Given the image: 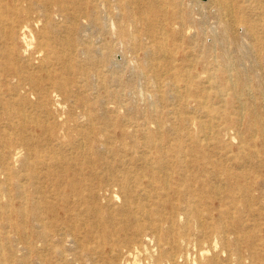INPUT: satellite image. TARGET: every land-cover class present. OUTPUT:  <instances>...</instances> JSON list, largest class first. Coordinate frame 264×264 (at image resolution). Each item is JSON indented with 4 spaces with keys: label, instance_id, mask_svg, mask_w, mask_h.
<instances>
[{
    "label": "bare ground",
    "instance_id": "6f19581e",
    "mask_svg": "<svg viewBox=\"0 0 264 264\" xmlns=\"http://www.w3.org/2000/svg\"><path fill=\"white\" fill-rule=\"evenodd\" d=\"M108 1L0 0V229H9L0 263L23 264L34 256L42 264H110L146 230L156 233L158 242L179 246L190 232V220L202 239L233 232L235 242L261 262L264 109L258 111L262 102L242 95L254 85L264 96V0H241L237 6L216 0L227 16L221 22L224 35L241 25L253 41L238 59L229 43L219 55L210 48L188 54L181 45L169 44L190 23L180 1ZM102 13L129 55L121 62L114 60V41L93 47L82 40L85 28L105 29ZM179 51L185 52L180 60L174 56ZM251 58L254 67L244 66ZM201 59L207 62L203 75L184 64ZM140 80L154 88L166 86L163 94L178 99L183 110L166 116L188 112L184 109L193 104L206 119L197 120L194 133L185 127L178 134L173 127L165 146L157 131H149L147 121H133L130 111L109 117L102 104H119ZM218 85L225 88L212 96L205 91ZM228 94L238 104L233 115L215 106L229 104ZM66 105L67 115L59 121ZM168 118L181 125L191 122L187 116ZM241 121L250 139L259 135L263 141L253 149L240 145L233 158L246 168L224 167L215 157L228 146L222 136ZM153 122L157 128L167 123L158 117ZM171 196L180 198L179 204ZM167 205L172 212L165 220ZM174 210L185 216L183 224L175 221ZM242 213L252 223L245 224Z\"/></svg>",
    "mask_w": 264,
    "mask_h": 264
},
{
    "label": "rangeland",
    "instance_id": "374dc122",
    "mask_svg": "<svg viewBox=\"0 0 264 264\" xmlns=\"http://www.w3.org/2000/svg\"><path fill=\"white\" fill-rule=\"evenodd\" d=\"M176 1L178 2L180 1L179 3L181 9L187 12V15L189 16L190 19L189 20L190 23L186 24V26L184 27L185 31L181 33L182 34L181 36L178 35L174 38L173 37L170 38L169 44L177 43L181 45L182 48L185 49L187 51L186 53L188 54L200 53L201 50L210 48V53L212 51L214 52L213 55H219L220 52L222 51V47L226 46V44L229 43L228 49L229 52L231 51L230 54L234 55L232 56L234 59H238V57H241L240 54L243 53V51H248L252 47L253 41L251 38H249L246 35L241 25H239L240 27L231 26L230 32H228L227 35H224L223 32L225 26L222 25L221 22L225 23L227 21V16L225 11H223V8L221 9L220 5L216 4L219 3L216 0H175V2ZM226 1H228V4H232L234 6L240 5L241 3V0H226ZM113 2L116 1L115 0L108 1L109 4H112ZM204 14L205 16L203 17ZM102 16L106 20H108L106 21L107 25L105 24V29L101 30L97 27H92V26H90L89 29L85 28V31L82 33V40L85 41L87 44H89V46H93V47L100 45L104 41H111V42L114 41L115 46H114L113 57L115 61L121 62V60L127 59L129 55L126 56L123 53L124 51L123 43L118 42V38L114 34L115 28L111 26V23L109 22V18L105 15V13H102ZM177 25L178 24L176 23L174 24L175 27H177ZM130 29L132 28L130 27ZM221 40H223L222 43H220ZM235 51H237V53ZM184 54L185 52L179 51L178 53L174 54V56H176V58L180 60L181 58H184ZM191 59H193V57ZM209 59L213 60L211 59V57ZM252 61H253L252 58L250 61L244 60L243 64L246 67L252 64V66L254 67V62L252 63ZM134 63L135 62H129L130 65H133ZM203 63L205 64L207 62H203V59H201L197 63L187 61L184 64L189 66L192 65V67L190 68H192V72L194 74L196 73L202 74L201 69ZM120 65H124V64H120ZM261 69H262L261 71L264 72V63ZM124 75L127 77L129 76V73L126 71ZM138 82H139L137 83L138 85L136 84L135 86L137 89L134 87V89L132 90L133 92L131 91V93H129L128 95H124L120 97L119 104H115L113 102H106L107 104H102V106L104 105L102 109L106 112V114L109 117H113L115 115L114 111H118L120 116L121 115L123 116V114H126L128 111H130L131 118L133 119V121L137 123H144L147 121V127H148L147 129L149 131H157L156 134L158 135V138H163V145L165 146L168 143V141L171 139V137L174 135L173 134L174 129H172L173 127L174 128L178 127V134L184 133L186 128L190 130L192 133H194L197 130V125H198L197 120L206 119L205 116L202 115L198 111V108L193 104L192 105L190 104V107L188 106L186 109H184L186 111L189 110L188 112L166 116V113L168 111L171 112L176 110H183L181 104H179L178 99L174 97L175 95L168 91H166V93L163 94V92L167 89L166 86L161 88H154L151 87L150 85L145 84L142 80ZM223 88H225V86L218 85L215 88L206 89L205 91H207V93H209V95L212 96L215 93H217L214 92L215 89L218 90ZM231 91L234 96L235 95L234 90L231 89L228 91V93H230ZM256 91H257L256 87L254 85H251L248 91H246L247 93L242 95V97L243 99L254 98L262 102V105L259 106V108H257L259 111L264 109L263 107L264 96L261 97L260 95L257 94ZM153 92H157L161 94V96L156 97L154 100L153 99L154 97H149V95ZM251 92L252 95L250 96ZM141 94L144 95L142 96ZM151 99L155 101V106L153 107L154 109L150 108L148 105L149 100ZM228 100L230 102L229 104L224 103V105L222 106V103L219 102L216 103L215 106L221 105V109L227 110L228 111L227 113L233 115V111L235 109H238L237 106L238 104L236 103L233 97L229 96ZM121 102L122 104L127 102L129 103L127 104V106H123ZM132 103L135 104V106L137 107L129 108V106ZM67 107H68L67 105L63 107L62 109L63 114L62 116L59 117V121L67 115ZM173 116L182 117V118L187 116L191 118L190 120L191 122L188 123L187 125H181L177 119L168 118ZM156 117L160 118L162 122L167 121V123L166 124L163 123L159 128H157L158 127L157 124L153 122V119ZM261 117L264 118V114H262ZM79 120L81 121V118H79ZM237 124H235L234 126H232V128L229 129L227 135L222 136V139L224 140V142L227 143L228 146H225V148L222 151L220 148L216 153L217 156H215L218 159V162H222L221 163L222 166L232 169H237V167L234 166H238V165L239 166L242 165L244 166V168H246V166L243 165L240 161H238V159L233 158L238 153L240 145L247 144L253 149V144L255 146H258L260 142L263 141V137L262 136L260 137L259 135H255L257 136L256 141L250 139V137L247 136L248 132L246 130V124L243 121H241L238 125ZM139 130L140 128H136V132H138L135 133L136 137L137 135H139ZM237 131L240 132V136L236 135ZM235 135L237 137H235ZM202 138L204 137L201 136V139ZM220 145L222 146L224 144L220 143ZM220 152H225V156L221 155ZM229 154L231 156H229ZM171 199L172 202L179 204L177 199L180 198L171 196ZM113 204H115L116 206L121 204L120 198L117 197L114 198ZM180 205H185V204L180 203ZM167 206L169 208L163 209L165 220H168L167 216L172 212V208L170 209V206L169 205ZM175 213L176 214H174V219L175 221H177V224L178 225L183 224V222L186 220L185 216L181 212L175 211ZM207 213H208L207 210L203 211V215H206L205 217H207ZM237 216L238 215H235V218ZM240 217L245 224H249L250 222L252 223L251 216L247 215V213L240 214ZM189 222L191 225L190 232L184 236V240L181 241L179 246L172 247L171 245L163 241L158 242L156 233L150 230H146L140 236H138L136 244L134 245L135 247L130 246L127 248H122L120 250V253H118L115 258L111 257L113 258V260L111 261L110 264H135V263L136 264H163V263L164 264H194V262L195 264H253L252 262L254 263L256 262L255 264H260L264 262V258L261 262L255 261L254 255L251 251H248L247 249H245V247L237 244L234 240L235 239L234 237L236 235L233 232L227 234L222 233V235L219 236L218 238L213 237V234H211L212 237L210 236L209 238L202 239L200 238L199 227L197 226L196 222L193 220H190ZM235 230L241 231L239 228H236ZM259 233L261 236H264V226H262ZM8 234H9V229L7 228L0 229V247H2L3 245H5L6 242H8V238H7ZM11 234L12 233H10V235ZM18 244L19 246L21 245L20 243ZM18 244L17 242H14V245L17 246ZM237 248L240 249L239 253L236 254L232 253V251ZM80 249L82 250V248ZM16 254L20 256L22 253L21 251H16ZM262 255H264V246H262ZM15 262L16 261L14 262L10 261V263L8 264H16ZM39 263L42 264L43 262L42 261L40 262L39 260H37V258L31 256L30 261H26V263L23 264H39ZM50 264L53 263L51 262ZM68 264H80V263H72L69 261ZM84 264H88V263L85 262Z\"/></svg>",
    "mask_w": 264,
    "mask_h": 264
}]
</instances>
